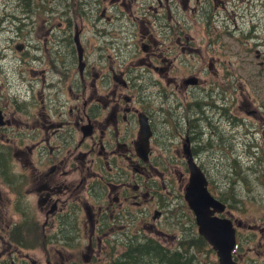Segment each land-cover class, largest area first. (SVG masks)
<instances>
[{
	"label": "flooded vegetation",
	"instance_id": "flooded-vegetation-1",
	"mask_svg": "<svg viewBox=\"0 0 264 264\" xmlns=\"http://www.w3.org/2000/svg\"><path fill=\"white\" fill-rule=\"evenodd\" d=\"M45 2L6 16L13 37L0 26V264H144L186 149L240 264L244 224L199 158L244 153L264 173V113L236 95L244 60L264 75V0ZM248 230L264 240L263 224Z\"/></svg>",
	"mask_w": 264,
	"mask_h": 264
},
{
	"label": "rangeland",
	"instance_id": "rangeland-1",
	"mask_svg": "<svg viewBox=\"0 0 264 264\" xmlns=\"http://www.w3.org/2000/svg\"><path fill=\"white\" fill-rule=\"evenodd\" d=\"M16 1H19L20 5L21 3H25L26 12L28 13L31 10H34L33 12L38 11L36 8L38 6L46 5L45 0H0V15L12 13L14 11L13 9H18L19 6ZM72 1L73 0H71V2ZM60 2L61 0H54L55 7H58ZM19 15L22 21H28L26 20V15L22 14L21 11H19ZM3 34L5 37H13V35ZM11 52H16V50L13 49ZM252 56L254 57L252 58L253 60H244L243 75L238 77L240 78L238 84L242 85V91H239L240 86H238L236 95L240 100H243L244 98L248 99L253 107L259 108L260 112L264 113V75H246L247 70H257L259 64V59L255 58L254 55ZM231 92L233 93V90H231ZM198 96L202 97V93L199 92ZM261 103L263 106L260 107ZM214 112L215 111L209 110L210 114H214ZM239 115L242 117H253L252 115L247 114L244 110H239ZM222 126L223 125L221 124V127ZM226 127L227 134L232 130L236 131V129L233 128V125L228 126L226 124ZM242 132H244V130H242ZM237 134L240 135V133ZM258 136L260 137L261 133H259ZM225 140L226 143L230 145L232 140H235L236 145L240 144L237 141L236 134L231 137L227 136ZM203 142L204 141H201V143ZM156 154L160 155V152L158 151ZM167 155L168 154L166 153L164 156L167 157ZM173 156H176L175 159L177 162L174 163L176 165L173 167L174 170H171L166 176L171 177L170 174H172L168 190L174 185L175 189L172 188L171 192L177 193L178 196L177 198H172V195H170L171 197L169 196L170 199L168 200L170 201V204L166 206L168 216L163 217L156 225L157 229L164 233H153V236L158 240V243L164 247L176 250L179 248L180 239L192 233H194V235L199 234V232L198 226L195 223V216L184 197L189 173L183 165V157L181 158L180 155L175 154ZM199 160L206 163L207 169H209L211 173L214 183V193L219 195L223 194L222 196L231 201L232 207L230 209L233 216L239 221L241 220L244 224L239 230L240 247L236 253L239 263H263V234L259 233L257 236H253V233L248 230V226L254 224H263L264 226V186L262 185L264 182V173H254L249 171V167L255 165V160L244 153L238 156L231 155V153L224 154L220 151L219 153H212L210 157H208V154L204 155L200 157ZM262 171H264V168ZM163 175H165V173ZM233 181L238 182L236 187L235 183H232ZM155 205L156 204L152 202V206L155 207ZM192 222L195 224L193 225ZM196 252L197 259L201 263H218L217 254L210 245L205 246L203 251L199 252L196 250ZM192 253L195 254L193 250ZM77 255L79 257L81 256V253H77Z\"/></svg>",
	"mask_w": 264,
	"mask_h": 264
},
{
	"label": "water",
	"instance_id": "water-1",
	"mask_svg": "<svg viewBox=\"0 0 264 264\" xmlns=\"http://www.w3.org/2000/svg\"><path fill=\"white\" fill-rule=\"evenodd\" d=\"M186 155L189 180L184 197L195 215L198 232L216 251L219 264H238L233 257L237 245L234 222L232 219L218 215L225 211L226 205L211 194L203 169L188 149Z\"/></svg>",
	"mask_w": 264,
	"mask_h": 264
},
{
	"label": "trees",
	"instance_id": "trees-1",
	"mask_svg": "<svg viewBox=\"0 0 264 264\" xmlns=\"http://www.w3.org/2000/svg\"><path fill=\"white\" fill-rule=\"evenodd\" d=\"M207 245L209 246L203 236L200 234L194 235V233L186 235L180 241L179 248L176 250L166 248L158 242L155 244L152 243L153 248L150 247V254L144 260V264H209L208 262L201 263L198 261L196 254V250L199 252L203 251ZM192 250L195 254L192 253Z\"/></svg>",
	"mask_w": 264,
	"mask_h": 264
},
{
	"label": "bare ground",
	"instance_id": "bare-ground-1",
	"mask_svg": "<svg viewBox=\"0 0 264 264\" xmlns=\"http://www.w3.org/2000/svg\"><path fill=\"white\" fill-rule=\"evenodd\" d=\"M18 6H20V2L19 1H16ZM14 11H17L16 9H13ZM26 13V12H25ZM7 15H10V13H6V14H3V15H0V26L2 28V32L6 34V31L4 29V27L7 25V23L11 20H13V18L11 16L9 17H6Z\"/></svg>",
	"mask_w": 264,
	"mask_h": 264
}]
</instances>
